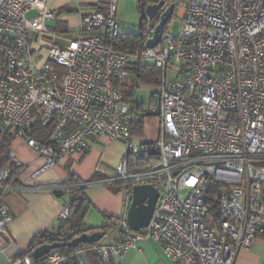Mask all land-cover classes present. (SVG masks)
Listing matches in <instances>:
<instances>
[{
  "label": "built area",
  "instance_id": "built-area-1",
  "mask_svg": "<svg viewBox=\"0 0 264 264\" xmlns=\"http://www.w3.org/2000/svg\"><path fill=\"white\" fill-rule=\"evenodd\" d=\"M48 3L0 0V134L23 138L41 159L25 170L10 150L19 184L0 170V234L13 221L7 194L38 190L41 174L100 138L125 148L115 176L100 182L125 186L121 215L105 217L107 233L118 234L53 252L45 264H73L85 250L107 261L143 240L159 244L170 264H234L240 249L264 237V0H188L177 34L171 18L148 48L158 23L148 19L141 46L124 52L108 46L121 33L118 0H101V9L81 15L77 33L62 37L48 27L56 19ZM144 66L159 70L148 106L125 101L116 86ZM141 108L159 119L155 141L132 135ZM37 122L53 125L48 143L32 136ZM135 185L158 192L138 232L126 222ZM67 216L68 206L59 220ZM10 264L33 261L15 256Z\"/></svg>",
  "mask_w": 264,
  "mask_h": 264
},
{
  "label": "crops",
  "instance_id": "crops-1",
  "mask_svg": "<svg viewBox=\"0 0 264 264\" xmlns=\"http://www.w3.org/2000/svg\"><path fill=\"white\" fill-rule=\"evenodd\" d=\"M100 2L101 0H49L48 7L56 16L55 21L48 22L49 29L62 35L77 33L81 15L94 7H100ZM184 11L185 8H182L178 17L181 18ZM12 148L17 152L18 160L25 170H32L41 164L40 157L26 146L14 143ZM124 152V145L120 142L91 139L83 154L65 157L54 169L41 174L34 181L38 190L7 194L4 199L13 221L7 226V237L0 234V264H10L17 254L26 251L37 233L58 224L59 214L69 204L70 187H64L61 198L52 194V187L67 180L71 174L82 181L89 180L94 175L104 179L111 178L115 176V168ZM101 181L87 184L84 191L93 204V208L85 216V223L94 228L105 225L106 216H120L123 209L122 192L112 193L106 185L100 184ZM95 217L101 218L100 225H94ZM80 264H170V261L159 244L143 240L137 244L136 250H130L123 256H111L107 261L100 260L94 252L85 250L81 253ZM234 264H264V239L258 238L250 247L240 249Z\"/></svg>",
  "mask_w": 264,
  "mask_h": 264
},
{
  "label": "trees",
  "instance_id": "trees-1",
  "mask_svg": "<svg viewBox=\"0 0 264 264\" xmlns=\"http://www.w3.org/2000/svg\"><path fill=\"white\" fill-rule=\"evenodd\" d=\"M171 3H175L174 7L178 5L179 0H168ZM153 2H159V0H138V4L141 3L148 4ZM97 8L101 9V7ZM157 23V20H155ZM139 32L137 34L121 32L116 38L108 41V46L118 51H128L134 50L141 46L143 43L142 31L143 23L139 27ZM132 79L125 81H116V86L122 93V96L125 101L132 102L133 95L139 84H150L156 86L159 80V70L152 66H144L140 68L131 69ZM139 113L135 114L136 119L130 123L131 131L133 136H142L143 134V118L147 114L144 113V108L139 109ZM53 130V125L49 124L46 127L41 126L38 122L34 125L32 136L43 142L48 143L50 134ZM17 136L6 132L0 134V170L7 169L10 173L9 182L13 185H18L19 182L17 177L20 172V168L15 165L8 158V154L12 149L13 144L15 143ZM104 178H100L97 175H94L92 178L86 181H82L79 178H76L74 175H70L69 178L61 183H58L56 187H59L58 190H53L52 194L61 198L64 193V187H70L68 192L70 193V200L68 206V216L65 220H59L58 224L55 227L46 229L42 232L37 233L31 240L26 251L17 254V256L29 255L31 258L32 251L43 244H52L56 242H68L73 237L80 235L85 232H92L95 229H102L107 234L108 230L105 225L98 228L87 226L85 223V216L89 209L93 208L92 202L86 197L84 191L87 184L95 181H101ZM106 179V178H105ZM112 193L118 194L125 189V186L121 184H112L107 187ZM213 204V209L216 208L215 198L210 201ZM264 239V237H262ZM63 253L69 254L72 252L68 248H57L51 250L47 255L40 257L38 259H33V264H45L47 257L53 253ZM73 264H80V260L73 259Z\"/></svg>",
  "mask_w": 264,
  "mask_h": 264
},
{
  "label": "water",
  "instance_id": "water-1",
  "mask_svg": "<svg viewBox=\"0 0 264 264\" xmlns=\"http://www.w3.org/2000/svg\"><path fill=\"white\" fill-rule=\"evenodd\" d=\"M164 0L158 3H141L139 5V19L138 25L141 27L142 23L148 19H158V23L153 28V36L147 41V47L153 48L160 40L165 24L171 19L174 12V4L169 5L167 9L162 6ZM158 192L151 185H135L131 188V199L126 212V222L135 232L147 227L152 216L155 203L157 201ZM105 232L102 229L94 230L92 232H85L73 237L68 242H56L52 244H43L36 247L32 251V258L38 259L47 255L51 250L57 248L74 249L79 245L94 244L103 239Z\"/></svg>",
  "mask_w": 264,
  "mask_h": 264
},
{
  "label": "rangeland",
  "instance_id": "rangeland-1",
  "mask_svg": "<svg viewBox=\"0 0 264 264\" xmlns=\"http://www.w3.org/2000/svg\"><path fill=\"white\" fill-rule=\"evenodd\" d=\"M187 1L188 0H179L178 5L175 7L174 14L171 17L172 23H171V26L168 25V29H170L171 33L174 35L178 33L180 24L182 23V18L178 17V14L182 8L186 7ZM34 14H35V11L27 13L26 16L31 17ZM138 19H139L138 0H118L117 20L120 23L121 32L124 31L126 33L137 34L140 30L139 25H138ZM54 33L60 37L65 35V34L63 35L57 34L56 32ZM157 88H158L157 85L154 86L150 84H139L137 89L134 92L133 99L143 103L144 106H148L151 102L152 96L155 95V93L157 92ZM142 125H143L142 126L143 127L142 136H135V137L141 141H155L157 139L158 129H159L158 117L147 114L143 118ZM15 143H17L18 145L25 146V140L23 138H17ZM114 218H119V216L115 215ZM93 223L94 225L95 224L100 225L102 223V220L101 218L99 219V217L98 218L95 217ZM112 229L114 232L107 233V235L104 237L105 241H108L109 239H111L113 235L118 234L115 228H111V230Z\"/></svg>",
  "mask_w": 264,
  "mask_h": 264
},
{
  "label": "flooded vegetation",
  "instance_id": "flooded-vegetation-1",
  "mask_svg": "<svg viewBox=\"0 0 264 264\" xmlns=\"http://www.w3.org/2000/svg\"><path fill=\"white\" fill-rule=\"evenodd\" d=\"M160 1V0H159ZM158 3V2H157ZM168 4V7H169V5H172L173 3H171V2H169L168 0H164V4H163V6H162V8L164 9L165 8V6ZM175 10V9H174ZM173 14H174V12H173Z\"/></svg>",
  "mask_w": 264,
  "mask_h": 264
}]
</instances>
